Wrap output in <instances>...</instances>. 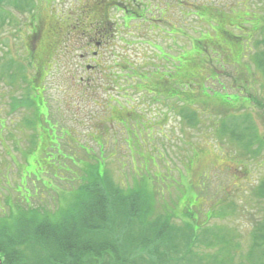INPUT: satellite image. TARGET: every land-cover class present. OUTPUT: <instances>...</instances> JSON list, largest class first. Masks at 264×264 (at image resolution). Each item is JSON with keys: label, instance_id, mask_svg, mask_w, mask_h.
I'll return each instance as SVG.
<instances>
[{"label": "rangeland", "instance_id": "1", "mask_svg": "<svg viewBox=\"0 0 264 264\" xmlns=\"http://www.w3.org/2000/svg\"><path fill=\"white\" fill-rule=\"evenodd\" d=\"M52 1L0 0V220L38 207L68 217L90 163L105 166L125 194L144 186L151 216L165 212L178 227L201 228L195 253L207 255L202 264L213 257L264 264V74L250 50L264 40V0H145L129 22L113 9L119 25L99 62L76 20L98 14L81 6L95 0ZM198 7L210 19L219 10L225 24L250 21L246 33L234 31L249 35V46L243 51L244 39H231L220 23L206 25ZM32 23L36 47L54 46L50 55L36 52L50 65L43 96L51 113L33 104L36 58L25 50ZM50 23L61 36L48 34ZM206 36L211 46L215 36L224 42L214 47L224 52L201 50ZM244 113L259 152L218 132L222 120L231 129L232 116Z\"/></svg>", "mask_w": 264, "mask_h": 264}, {"label": "trees", "instance_id": "2", "mask_svg": "<svg viewBox=\"0 0 264 264\" xmlns=\"http://www.w3.org/2000/svg\"><path fill=\"white\" fill-rule=\"evenodd\" d=\"M255 56L264 72V50ZM222 123L221 135L239 137L235 126ZM87 165L68 217L22 208L18 218L9 214L13 222L0 220V264H202L207 255L195 253L201 228L190 222L178 227L176 217L165 212L151 216L143 203L144 186L125 194L111 184L105 166ZM204 264L235 262L213 257Z\"/></svg>", "mask_w": 264, "mask_h": 264}, {"label": "flooded vegetation", "instance_id": "3", "mask_svg": "<svg viewBox=\"0 0 264 264\" xmlns=\"http://www.w3.org/2000/svg\"><path fill=\"white\" fill-rule=\"evenodd\" d=\"M86 9L88 10V12L90 10L93 11H97L98 14H95V12L92 13V17H89V19L86 16H81L76 18V20L78 21V25H82L85 26L88 30V34H86L83 31H80V35L82 36H87V40L88 41V45L93 49L94 52L93 55H95L94 57L99 55L98 50H101L103 47V44H107L110 42V39L112 36H114V31H115V27H114V22H111L109 17H108V13L104 8H100V7H91V6H86ZM91 22V26L88 27L87 24ZM39 23V22H38ZM69 23V22H68ZM40 24V23H39ZM70 24V23H69ZM72 27H73V23H71ZM32 30H31V35H30V45L26 47V52L32 54L33 57L36 58V61L34 62V70H35V79L38 82V85L36 87L33 88L34 91H37L39 93V97L43 99V94H44V88H43V83L45 82L44 79H46V77L48 76L49 72L47 73V69L50 68V65H45L44 64V60H39L38 54L36 52H38L39 54L41 53V51H46L49 55L50 52L53 49V44L51 43H47V45L45 46V44H41L43 50L40 49V46L37 45L36 47V39L38 36V32H39V25H35L34 23H32ZM50 32L52 33V36L56 37V36H61V33L57 34V31L55 30L54 26L52 25V23H50V29L48 34L50 35ZM67 45V43H66Z\"/></svg>", "mask_w": 264, "mask_h": 264}, {"label": "bare ground", "instance_id": "4", "mask_svg": "<svg viewBox=\"0 0 264 264\" xmlns=\"http://www.w3.org/2000/svg\"><path fill=\"white\" fill-rule=\"evenodd\" d=\"M264 248V247H263Z\"/></svg>", "mask_w": 264, "mask_h": 264}]
</instances>
